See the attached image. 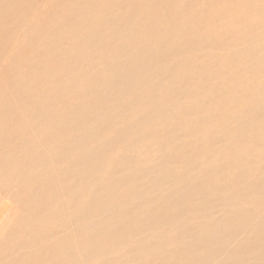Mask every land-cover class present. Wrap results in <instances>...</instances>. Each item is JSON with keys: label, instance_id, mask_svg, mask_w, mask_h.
Masks as SVG:
<instances>
[{"label": "bare ground", "instance_id": "6f19581e", "mask_svg": "<svg viewBox=\"0 0 264 264\" xmlns=\"http://www.w3.org/2000/svg\"><path fill=\"white\" fill-rule=\"evenodd\" d=\"M47 1L0 0V264H264V0Z\"/></svg>", "mask_w": 264, "mask_h": 264}, {"label": "rangeland", "instance_id": "374dc122", "mask_svg": "<svg viewBox=\"0 0 264 264\" xmlns=\"http://www.w3.org/2000/svg\"><path fill=\"white\" fill-rule=\"evenodd\" d=\"M3 2H7L8 0H1ZM80 1V0H79ZM50 0L47 1L46 4H40L38 6V12L35 17L39 20H43L47 17V14L43 13L46 8L49 6ZM46 16V17H45ZM31 21L30 18L27 17V22ZM22 39L16 40V37H12L11 42H14L15 44L19 43ZM5 57L9 56L12 52L10 48L5 49ZM4 58V57H3ZM21 73L27 72V68L24 66L20 67ZM20 77V76H19ZM5 136V133L1 134V138ZM10 169H16L15 171H7L4 173H0V216H4V206L9 208V211L5 214L3 219L0 222V232L2 231L4 235L0 234V248H2L6 244L7 235H9V231L11 229V223L10 221L14 218H17L20 215L21 212V204L15 203L13 199L11 198V193L17 194L21 191L26 190V180L29 178V173L27 174V171L25 169L26 162H15V161H8L4 165ZM9 199L12 200V203L9 201ZM4 203V204H3ZM11 219L8 221V217ZM4 226V227H3ZM4 228V229H3ZM2 229V230H1Z\"/></svg>", "mask_w": 264, "mask_h": 264}]
</instances>
